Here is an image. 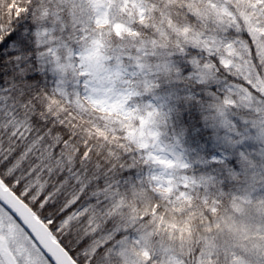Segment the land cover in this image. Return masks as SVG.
Masks as SVG:
<instances>
[{
	"label": "snow or ice",
	"instance_id": "obj_1",
	"mask_svg": "<svg viewBox=\"0 0 264 264\" xmlns=\"http://www.w3.org/2000/svg\"><path fill=\"white\" fill-rule=\"evenodd\" d=\"M194 202L192 264H264V0H0V264H154Z\"/></svg>",
	"mask_w": 264,
	"mask_h": 264
},
{
	"label": "trees",
	"instance_id": "obj_2",
	"mask_svg": "<svg viewBox=\"0 0 264 264\" xmlns=\"http://www.w3.org/2000/svg\"><path fill=\"white\" fill-rule=\"evenodd\" d=\"M179 207L181 211L176 214L169 210L167 218L169 221H174L180 228L169 231H164L162 228L153 247L149 249L155 251L162 258V261L154 262V264H164L167 250L187 264H192L191 260L187 258L195 249L197 242H201L203 236V231L200 228L202 206L194 202L192 208H189L187 204H181ZM211 264H215V261H212Z\"/></svg>",
	"mask_w": 264,
	"mask_h": 264
},
{
	"label": "rangeland",
	"instance_id": "obj_3",
	"mask_svg": "<svg viewBox=\"0 0 264 264\" xmlns=\"http://www.w3.org/2000/svg\"><path fill=\"white\" fill-rule=\"evenodd\" d=\"M166 258H165V261H164V264H167V257L168 255H174L171 251L167 250L166 253ZM176 257V259L179 261V264H185V262L183 260H181L180 258H178L176 255H174ZM187 264V263H186Z\"/></svg>",
	"mask_w": 264,
	"mask_h": 264
}]
</instances>
